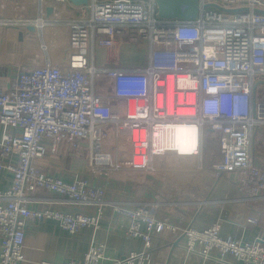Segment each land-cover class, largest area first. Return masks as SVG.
<instances>
[{"label":"built area","instance_id":"built-area-1","mask_svg":"<svg viewBox=\"0 0 264 264\" xmlns=\"http://www.w3.org/2000/svg\"><path fill=\"white\" fill-rule=\"evenodd\" d=\"M199 1L195 19H165L158 16L155 0H89L77 7L83 15L65 21L66 64L46 62L20 74L10 88L0 87V171L13 174L10 188L0 190V264L25 261L29 220H55L75 236L85 227L96 231L106 207L129 218L125 233L142 238L144 250L112 258L107 245L93 238L82 260L39 264H104L106 259L112 260L109 264H151L153 238L164 230L182 234L189 253L215 254L221 260L231 254L240 264H264L262 238L223 236L218 222L204 229L178 227L146 204L128 208L111 202L106 186L79 176L65 181L38 166L40 159L65 146L80 151L86 145L92 169L150 170L155 157L170 152L201 156L207 126L219 134L220 156L213 163L217 173L254 168V134L264 125V93L257 82L264 77V13L256 9L264 10V0ZM211 3L247 10L224 11L207 6ZM29 23L0 19V26ZM120 36L148 40L144 66L118 65ZM97 44L109 50L116 65H96ZM178 124L199 129L195 145L186 152L164 144L169 129ZM258 189L264 193V168ZM37 190L56 193V203L77 208H32ZM88 206L96 210L85 211ZM263 213L247 222L258 224Z\"/></svg>","mask_w":264,"mask_h":264},{"label":"crops","instance_id":"crops-1","mask_svg":"<svg viewBox=\"0 0 264 264\" xmlns=\"http://www.w3.org/2000/svg\"><path fill=\"white\" fill-rule=\"evenodd\" d=\"M77 7L68 0H0V19L29 20V24L36 27L35 31H30L27 29L29 24L0 26L2 89L10 88L20 74L35 66L46 62L56 65L67 63L69 34L65 21L83 15V10ZM47 9L52 12L46 16L44 13ZM130 47L127 42L121 43L118 65L144 66L147 57L141 59L131 54ZM97 49L99 59L95 57V61L99 66L116 65L109 59L106 47L96 45L95 54ZM2 132L0 124V136ZM190 133L197 134L198 139L199 130L194 126L169 129L164 144L172 148L170 144L174 138L184 143ZM85 150L88 161L65 146L58 155L47 154L38 161V165L65 181H72L79 176L97 186H106L107 199L125 207L132 208L145 203L156 216L178 227L204 229L218 222L223 236L233 235L243 240L264 239V220L258 224L247 222V217L264 210V193H259L258 189L264 168V125L257 127L254 134L255 166L245 173H217L214 170L213 163L220 156L219 134L209 127L203 129L201 156L170 152L155 157L150 170H95L89 164V149ZM12 181V172L0 171L1 191L8 190ZM35 197L30 203L32 208L50 206L65 211L77 208L56 203L54 200L59 195L53 192L37 190ZM46 199L53 203H44ZM83 209L87 212L96 210L94 206ZM129 221L127 216L119 214L114 208L106 207L101 225L96 231L85 227L79 234L71 236L55 220H29L24 245L26 259L21 264H39L41 260H82L93 238L107 245V255L112 258L142 251L143 239L125 233ZM184 243L185 238L179 232L164 230L155 235L151 264H240L231 254L221 260L214 258L215 254L212 258H205L198 253H189L184 249ZM110 262L112 260H103L104 264Z\"/></svg>","mask_w":264,"mask_h":264},{"label":"water","instance_id":"water-1","mask_svg":"<svg viewBox=\"0 0 264 264\" xmlns=\"http://www.w3.org/2000/svg\"><path fill=\"white\" fill-rule=\"evenodd\" d=\"M74 5L85 6L89 0H70ZM157 4V12L160 18L165 19H195L200 12V1L199 0H155ZM207 6H213L224 11L236 12L247 10V8L227 9L217 4H207ZM47 14H51V10L47 9ZM256 12L264 13L263 9H256ZM27 29L35 31L36 27L33 24L27 25ZM19 37H22L20 31ZM176 244V243H175Z\"/></svg>","mask_w":264,"mask_h":264},{"label":"rangeland","instance_id":"rangeland-1","mask_svg":"<svg viewBox=\"0 0 264 264\" xmlns=\"http://www.w3.org/2000/svg\"><path fill=\"white\" fill-rule=\"evenodd\" d=\"M120 41H121L122 44L124 42H127L131 46L130 47L131 48V54L137 55L141 59H145L147 57V55L149 53V50H150V45H149L148 40H146V39H138L136 41H130L129 39H127L126 36H120ZM97 47H98V44H97ZM95 57H96L97 60L99 59L98 58L99 57L98 56V49L96 50ZM96 65H98L97 61H96ZM105 66H106V64H105ZM257 82L259 84V88L262 89V92L264 93V77H262L259 80H257ZM98 90L101 92V91H103V88L99 87ZM205 128H207V126H205ZM111 140H112V138H111ZM85 149L88 150V147L86 146ZM85 149L80 150V152L78 150H75V149H73V150L76 151V152H74L75 154H77L78 156H81V158H83V159L88 161V157H87V153H85L86 152ZM58 154H56V155H58ZM51 155H53V154H51ZM142 204H145V203H142Z\"/></svg>","mask_w":264,"mask_h":264},{"label":"bare ground","instance_id":"bare-ground-1","mask_svg":"<svg viewBox=\"0 0 264 264\" xmlns=\"http://www.w3.org/2000/svg\"><path fill=\"white\" fill-rule=\"evenodd\" d=\"M40 30H42V29H40ZM40 34H42V33H40ZM43 46H44V44H43ZM180 126H194L197 128V130H199L195 124H178V125L172 126L170 129H176ZM196 141H197V134L191 135V133H190V137L187 138V141H185L184 143L180 142L179 138L178 139L174 138V139H172L170 145L173 149H178L180 152H186V151L190 150L195 145Z\"/></svg>","mask_w":264,"mask_h":264}]
</instances>
